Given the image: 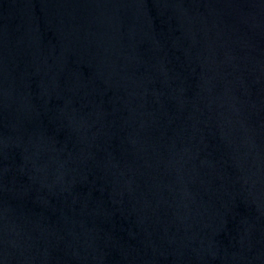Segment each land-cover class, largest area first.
<instances>
[{"label":"water","instance_id":"water-1","mask_svg":"<svg viewBox=\"0 0 264 264\" xmlns=\"http://www.w3.org/2000/svg\"><path fill=\"white\" fill-rule=\"evenodd\" d=\"M0 264H264V0H0Z\"/></svg>","mask_w":264,"mask_h":264}]
</instances>
